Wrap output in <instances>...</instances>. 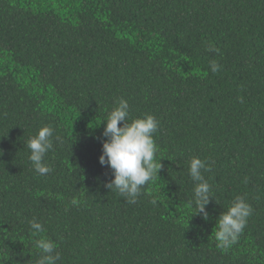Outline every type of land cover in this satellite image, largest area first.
<instances>
[{"label":"trees","instance_id":"obj_1","mask_svg":"<svg viewBox=\"0 0 264 264\" xmlns=\"http://www.w3.org/2000/svg\"><path fill=\"white\" fill-rule=\"evenodd\" d=\"M119 98L159 121L162 167L135 203L99 162ZM45 125L63 143L41 176L27 141ZM193 156L210 163L207 220ZM238 195L253 212L222 251ZM41 235L58 264H264V0H0V264H36Z\"/></svg>","mask_w":264,"mask_h":264},{"label":"clouds","instance_id":"obj_2","mask_svg":"<svg viewBox=\"0 0 264 264\" xmlns=\"http://www.w3.org/2000/svg\"><path fill=\"white\" fill-rule=\"evenodd\" d=\"M210 68L215 73L219 71L220 65L213 60ZM102 121H106L102 132L105 139L102 141L99 162L101 165H107L113 173V179L107 182L105 187L110 191H116L127 202L135 203L144 186L155 180L162 167L161 158L157 161L158 146L154 139L159 121L151 114L130 119V105L124 98L117 100ZM53 137L57 142L63 143L54 129L45 125L27 141V148L30 150L28 159L35 172L41 176L52 170L45 163V157L49 151L54 150ZM188 164L189 175L194 182L193 203L196 210L192 214H200L207 220L206 205L214 197L211 185L203 173L210 170V163L193 156ZM72 203L78 202L73 200ZM152 203H157L156 199H153ZM252 212V206L246 198L238 195L227 210L217 217L214 238L219 249L226 251L237 243ZM29 224L33 236L46 231L42 223L35 218L29 221ZM34 246L40 252L36 264H58L61 260L57 244L52 239L41 235L39 239L34 240Z\"/></svg>","mask_w":264,"mask_h":264}]
</instances>
